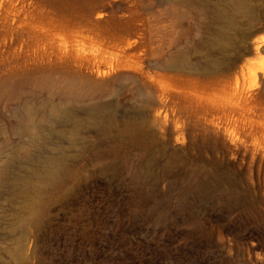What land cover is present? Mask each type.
<instances>
[{
    "label": "rangeland",
    "instance_id": "obj_1",
    "mask_svg": "<svg viewBox=\"0 0 264 264\" xmlns=\"http://www.w3.org/2000/svg\"><path fill=\"white\" fill-rule=\"evenodd\" d=\"M0 264H264V0H0Z\"/></svg>",
    "mask_w": 264,
    "mask_h": 264
},
{
    "label": "bare ground",
    "instance_id": "obj_2",
    "mask_svg": "<svg viewBox=\"0 0 264 264\" xmlns=\"http://www.w3.org/2000/svg\"><path fill=\"white\" fill-rule=\"evenodd\" d=\"M237 10H238V9H237ZM229 22H230V23H233V20L230 19ZM213 42H214V41L209 42V45L212 46ZM216 42H217V41H216ZM184 64H185V63H184ZM178 65H179V64H178ZM100 107H102V106H100ZM67 112H69V111H62L61 113H63V114L65 115V114H67ZM59 115H60V114H59ZM89 115H90V114H89ZM57 126H58V125H57Z\"/></svg>",
    "mask_w": 264,
    "mask_h": 264
}]
</instances>
